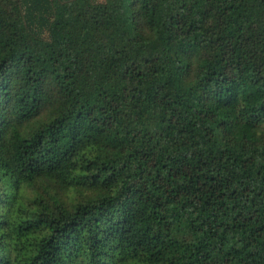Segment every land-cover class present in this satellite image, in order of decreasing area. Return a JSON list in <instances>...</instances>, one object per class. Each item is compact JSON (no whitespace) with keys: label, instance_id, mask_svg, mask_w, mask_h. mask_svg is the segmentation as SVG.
<instances>
[{"label":"trees","instance_id":"obj_1","mask_svg":"<svg viewBox=\"0 0 264 264\" xmlns=\"http://www.w3.org/2000/svg\"><path fill=\"white\" fill-rule=\"evenodd\" d=\"M0 264H264V0H0Z\"/></svg>","mask_w":264,"mask_h":264}]
</instances>
